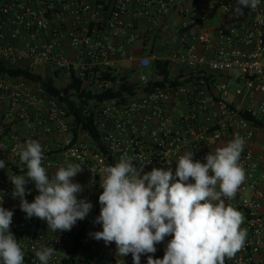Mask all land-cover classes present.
Wrapping results in <instances>:
<instances>
[{"label":"built area","instance_id":"built-area-1","mask_svg":"<svg viewBox=\"0 0 264 264\" xmlns=\"http://www.w3.org/2000/svg\"><path fill=\"white\" fill-rule=\"evenodd\" d=\"M237 6V0H0V62L8 68L27 69L42 78L57 73L71 79L74 73L85 80L89 74L88 88L111 71L138 83L135 97L95 108L105 155L87 136L75 137L68 109L41 86L0 72V160L5 161L0 199L13 211L10 230L24 252V264H40L35 252L43 247L56 249L49 264H64L83 229L88 253L82 264H103L111 255L93 238L102 231L100 224L91 226L83 219L71 231L53 232L46 221L26 218L9 180L27 171L12 151L17 143L33 139L41 144L42 166L50 177L59 166L79 164V174L96 190L103 169L121 156L130 158L138 171L142 168L141 176L154 167H170L175 174L180 155L193 151L194 160L206 162L208 153L237 134L245 139L240 163L247 178L225 203L243 214L241 228L247 236L244 247L225 264H264V150L254 149L264 131V0L254 10L244 8L243 15L235 14ZM173 17L169 43L174 49L168 56L133 52L140 42L154 43L162 24ZM213 17L231 20L210 27ZM69 49L75 59L69 58ZM157 60L168 61L173 73L179 70L175 77L184 71L185 79L198 80L143 92ZM232 90L241 101L230 100ZM57 155L59 161L54 160ZM25 187V199L32 202L39 194L35 182ZM83 199L94 202L90 194Z\"/></svg>","mask_w":264,"mask_h":264},{"label":"clouds","instance_id":"clouds-1","mask_svg":"<svg viewBox=\"0 0 264 264\" xmlns=\"http://www.w3.org/2000/svg\"><path fill=\"white\" fill-rule=\"evenodd\" d=\"M235 14L244 8L256 9L259 0H237ZM245 139L236 135L225 146L208 153L206 162L193 159V151L180 155L175 174L170 167L153 168L140 175L127 156L114 166L103 169L99 195L100 214L95 223L102 231L93 233L105 245L115 243L117 254L132 255L140 264L141 255L154 254L156 245L166 236L162 259L147 255V264H225L245 244L247 232L242 229L243 214L225 203L232 199L246 172L240 163ZM13 153L26 165V174L9 176L13 198L20 199L26 218L47 222L53 232L71 231L78 220L89 214L93 205L78 199L83 191L73 178L82 171L71 162L59 166L51 177L43 164L44 150L37 140L17 143ZM5 161L0 160V168ZM194 182H189V181ZM35 182L38 195L32 202L25 199L26 184ZM13 211L3 207L0 199V264H24V252L10 230ZM56 249L43 247L35 252L40 264H49Z\"/></svg>","mask_w":264,"mask_h":264},{"label":"trees","instance_id":"trees-1","mask_svg":"<svg viewBox=\"0 0 264 264\" xmlns=\"http://www.w3.org/2000/svg\"><path fill=\"white\" fill-rule=\"evenodd\" d=\"M0 72L12 77H24L29 82L41 86L68 109V115L73 123L75 137L87 136L91 141L92 147L105 155H107V151L101 144L100 133L95 123V108L110 100L118 99L125 101L128 98H133L138 95V83L130 81L126 76L116 75L114 71L102 74L98 77L97 81L93 82L94 85L90 88L86 86L85 81L89 79V74L86 75L85 80H82L77 78L73 73L70 81L66 85L58 87L55 78L52 76L42 78L40 75L32 74L27 69L8 68L1 62ZM148 75L150 82L146 88H143V92L163 88L166 84L176 85L187 81L198 80L195 76H191L190 79H185L186 74L184 71L175 77L170 63L162 60H157L153 63ZM97 84H109L111 86L98 90L95 87ZM247 118L250 119L249 116ZM96 213H100V207ZM170 240L171 238L166 236L162 244L167 246ZM85 242V230L83 229L74 237L63 263L78 264L79 255L85 249Z\"/></svg>","mask_w":264,"mask_h":264},{"label":"crops","instance_id":"crops-1","mask_svg":"<svg viewBox=\"0 0 264 264\" xmlns=\"http://www.w3.org/2000/svg\"><path fill=\"white\" fill-rule=\"evenodd\" d=\"M175 19H176V17H173V18L169 19L168 22H164L162 24L161 29H160V33H159V35H158V37L154 43L153 42H146V43L140 42L133 49V52L137 56H140V55L147 53V52H150V51H152L154 54H157L159 56H168L171 53V51L174 49V45L172 43H169V39H170L171 32H172L171 27L169 26V23H172L173 20H175ZM138 21L140 23H143L142 20H138ZM52 25H55V23H52ZM67 54H68L69 58H71V59L76 58V53L71 49H69L67 51ZM181 72H183V71H181ZM181 72H180V74H181ZM230 100L231 101H241V96L236 95L235 91L232 90L231 95H230ZM254 149L256 152H261L262 150H264V131H261L258 134V136L256 138V142L254 144ZM54 160L59 161V156L58 155L55 156ZM56 170H57V168L53 169L51 171V174L54 175ZM32 182H34V181H32ZM73 182L79 183L83 188V191L78 193V199H83L88 194H90L92 196V198L94 199V202L92 204L93 207L90 210L89 214L86 216L85 221H87V223H89V225H91V226L97 225V223H95L94 221L100 214V213L97 214L96 212H97V209L99 207H101L98 200H99V195L101 194L103 189L100 187V185L96 190L91 189V187L89 186L87 177L84 175H81L79 173L73 178ZM167 237L172 239L171 235H169ZM99 244L102 247L107 248L110 252V255H111V259L108 260L107 262L103 263V264H117L118 261H121L122 264H133V259H132L131 254L129 255V257H125V256L122 257V256L117 254V249H116L115 243L105 245L104 241L100 240ZM165 248H166V246H164L162 243H159L156 245V252L154 254H147V255H152L154 259H157L158 257L164 255ZM87 253H88V248H87V245H85V249L79 255L78 264L83 263L85 257L87 256ZM147 255H141L140 264L141 263H147Z\"/></svg>","mask_w":264,"mask_h":264},{"label":"rangeland","instance_id":"rangeland-1","mask_svg":"<svg viewBox=\"0 0 264 264\" xmlns=\"http://www.w3.org/2000/svg\"><path fill=\"white\" fill-rule=\"evenodd\" d=\"M230 20H231L230 18L224 19V18H220V17H213V19H211L209 25H210V27H212V26L218 25L221 22H225V24H226V23H229ZM178 73H179V70L175 71L173 74L176 75ZM48 76H52L55 78L58 87H63L64 85H66L70 81L69 76H65V75L62 76V75H59L56 73H51Z\"/></svg>","mask_w":264,"mask_h":264}]
</instances>
